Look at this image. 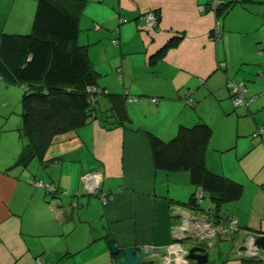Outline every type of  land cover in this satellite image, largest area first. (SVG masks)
Segmentation results:
<instances>
[{
    "label": "crops",
    "instance_id": "crops-1",
    "mask_svg": "<svg viewBox=\"0 0 264 264\" xmlns=\"http://www.w3.org/2000/svg\"><path fill=\"white\" fill-rule=\"evenodd\" d=\"M211 1L88 0L82 15L92 34L83 46L100 78L97 85L107 94L136 101L102 97L103 111L122 102L127 122L109 127L96 121L54 137L34 171L29 166L9 170L0 163V264H117L108 239L120 247L168 248L187 218L204 216L213 223V203L205 196L203 211L184 206L195 192L189 176L156 170L146 138L149 133L167 142L180 126H210L203 113L207 106L232 120L221 133L226 147L218 154L223 157L233 149L235 154L229 156L230 165L224 166L219 157V165L210 167L206 152V165L242 186L238 200L219 207L224 221L215 223L226 227V219L233 217L240 232L230 239L217 235L210 247L229 241L236 246L248 232L264 234V137H251L260 128L264 131V95L253 99L264 92V0H224L218 18L199 10ZM19 7L21 12L24 5ZM28 7L27 19L32 4ZM148 12L158 17L155 29L143 25ZM216 20L222 24L218 42L210 40ZM5 24L0 33L6 32ZM22 24L24 20L19 28ZM174 38L158 59L150 60ZM229 79L244 84L246 107H233L225 86ZM190 93L192 110L185 102ZM234 156L243 160L238 166ZM92 171L103 176L100 193L110 198L105 205L98 196L99 202L82 193L81 176ZM48 173L52 176L46 179ZM35 182L55 186L57 194L47 195ZM92 210L104 225L103 233L97 223L87 225ZM220 264L264 261L242 260L234 253Z\"/></svg>",
    "mask_w": 264,
    "mask_h": 264
},
{
    "label": "trees",
    "instance_id": "trees-1",
    "mask_svg": "<svg viewBox=\"0 0 264 264\" xmlns=\"http://www.w3.org/2000/svg\"><path fill=\"white\" fill-rule=\"evenodd\" d=\"M87 2L37 0L30 33H0V81L25 86L19 130L24 145L15 167L26 169L35 158L42 162L56 136L96 121L111 127L122 126L128 120L124 99L134 101H129L128 96L124 98L104 93L97 85L98 74L89 61L87 48L78 45L80 17ZM224 7L225 2L216 11L217 18ZM175 40L168 41L150 60L158 59ZM199 84H204V81L200 80ZM97 89L100 92H96ZM226 89L233 105L234 93L227 86ZM263 95L264 92H261L253 98L255 100ZM98 97L122 99L123 103L115 108H104L103 111L106 104L100 108L97 105ZM91 99H95V102H91ZM153 99L152 103H156L157 100L153 102ZM185 102L193 107L195 103L191 93ZM246 106V101L239 107L233 105L234 108ZM259 130L263 134H259ZM211 136L212 129L205 123L180 126L176 135L167 142L146 134L155 169L167 173H187L195 190L200 189L204 193L202 201L206 196L213 203L210 209L213 213H209V216L215 224L217 220H223L218 214L219 207L238 200L242 186L207 167L205 155ZM251 137L263 138V129L256 130ZM202 201L197 202L193 193L184 206L192 211H203Z\"/></svg>",
    "mask_w": 264,
    "mask_h": 264
},
{
    "label": "rangeland",
    "instance_id": "rangeland-1",
    "mask_svg": "<svg viewBox=\"0 0 264 264\" xmlns=\"http://www.w3.org/2000/svg\"><path fill=\"white\" fill-rule=\"evenodd\" d=\"M23 4V10L20 12V7L19 5ZM29 4H32V8L30 7V16L27 19V13H28V6ZM36 4L37 0H0V29L1 27L6 23L7 21V26L5 24L4 28H7L6 34H18V35H25L30 33L31 27H32V21L36 9ZM21 13V15H20ZM83 14V13H82ZM19 18H22V21L24 20V24L21 25V22ZM80 33H79V41L78 45L83 46L86 43L85 37L87 34L91 33L92 34V28L91 25L86 22L84 15L81 16L80 19ZM95 28V25H94ZM99 30V29H95ZM100 78H97V82H99ZM25 86L21 84H7L3 81H0V163L3 168H7L9 170H14L15 163L21 153V150L23 148V140L20 138V133L19 130L22 125V107H21V99L22 95L24 93ZM98 106L102 107L103 106V98L98 97ZM190 110L191 107L188 106ZM206 110L203 112L205 113V116L209 119H211V125H212V131L213 135L211 138V141L208 144V149H207V159H208V164L210 167L213 165L218 166L219 165V157L221 149H224L226 146L225 143V137L222 136V131L224 127L226 126V119H224L223 115H221L220 111L215 110V107L207 106L205 108ZM232 123V120H229L228 125ZM210 125V126H211ZM234 126V125H233ZM232 126V128H233ZM79 130V129H78ZM218 139L220 140L219 143ZM239 142L245 141L243 138L238 139ZM242 145L239 144V148ZM230 154H235V149L223 153V161H224V166L230 165L232 159ZM234 161H235V166H238L239 164L242 163V159L235 158L234 156ZM39 160L37 158L33 159L31 163L29 164L30 170L34 171V165H37ZM85 166L87 165L86 163L84 164ZM44 172H48L47 166L43 168ZM42 174L44 175L43 170L41 171ZM41 174V175H42ZM187 174V173H186ZM49 176H52L50 173H48L45 177L48 179ZM188 176V174H187ZM78 188V185H77ZM92 196L85 197V198H91ZM56 199H53L52 201H55ZM93 200H97L99 202L98 198L95 196L93 197ZM203 200L202 202H204ZM99 215L94 211H90L89 215L87 216V225L91 226L92 223H97L99 227V231L103 233L104 231V225L99 222ZM239 239V237H238ZM182 246L184 248H189V247H194L198 246L199 241H194L191 239H186L183 240ZM239 244L233 241H229L226 243L219 242L218 247L216 249L212 247H208L205 245V249L209 255V262L207 264H220L222 261L225 259H230L234 257L235 249L237 248V245ZM222 245L224 246L225 249L222 248ZM234 245V246H233ZM233 246V249L231 250V247ZM220 249L221 251L217 253V250ZM157 264H160V262H157Z\"/></svg>",
    "mask_w": 264,
    "mask_h": 264
},
{
    "label": "built area",
    "instance_id": "built-area-1",
    "mask_svg": "<svg viewBox=\"0 0 264 264\" xmlns=\"http://www.w3.org/2000/svg\"><path fill=\"white\" fill-rule=\"evenodd\" d=\"M223 0H212L208 5L199 7L200 12L210 11L213 14L218 11L223 4ZM144 27L147 29H155L158 25L157 16L148 12L143 17ZM95 29H98L97 27ZM222 35V24L219 20H216L211 32L210 40L218 42L221 40ZM116 43V41H113ZM202 82V80H201ZM227 88L231 89L234 93L233 105L235 107L242 106L245 103V86L241 82H236L234 80H227ZM96 92H100V89H97ZM106 93V92H104ZM254 99V98H253ZM129 101H135V99H128ZM91 102H95V99H91ZM153 102H156V99H153ZM259 134H263L261 130L257 131ZM103 182V176L100 171H92L84 173L81 176V190L82 193L91 196H98L100 201L105 205L110 201V198L104 194L100 193V188ZM35 187L43 189L47 195L54 196L57 194V189L55 186L50 184H43L41 182H35ZM64 192L62 195H66ZM78 195V193H77ZM204 193L200 189H196L194 192V198L197 202H201L203 199ZM240 232L238 222L233 217L226 219V227L215 225L209 221L204 216H193L191 219L187 218L183 222L180 233L176 236L179 239L188 238L194 241L206 242L208 246H212V240L217 235H224L230 239L229 235ZM258 237H264V234H255L248 232L246 233L242 243L237 245L235 250V255L237 258L242 260H255V261H264V250L255 245V240ZM187 254L184 247L181 244H175L169 247L168 256H174V258L163 257L161 258L162 264H187L183 260L182 255ZM35 264H41L40 261L36 260Z\"/></svg>",
    "mask_w": 264,
    "mask_h": 264
},
{
    "label": "water",
    "instance_id": "water-1",
    "mask_svg": "<svg viewBox=\"0 0 264 264\" xmlns=\"http://www.w3.org/2000/svg\"><path fill=\"white\" fill-rule=\"evenodd\" d=\"M186 239L188 238H178L174 243L182 245L181 242ZM205 245L208 246L206 242H201L198 246L185 248L187 254L182 255L183 260L186 261L187 264H206L208 262V253L205 249ZM255 245L264 250V237L256 238ZM107 247L112 256L118 257L117 264H147L148 262L151 264H157V262H160L161 264V258L163 257L174 258V256H168L169 247H120L112 238L107 240Z\"/></svg>",
    "mask_w": 264,
    "mask_h": 264
}]
</instances>
